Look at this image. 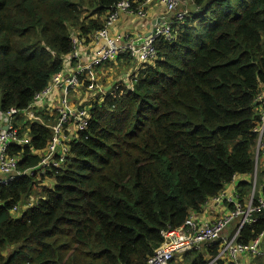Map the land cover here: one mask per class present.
Segmentation results:
<instances>
[{
  "label": "trees",
  "instance_id": "16d2710c",
  "mask_svg": "<svg viewBox=\"0 0 264 264\" xmlns=\"http://www.w3.org/2000/svg\"><path fill=\"white\" fill-rule=\"evenodd\" d=\"M118 1L0 0V114L27 108L63 70L73 40L89 42ZM192 4L173 21L169 40L153 41L154 58L116 56L135 73L96 96L60 168L0 185V264H144L162 230L201 212L234 176L252 177L254 101L264 90V0ZM46 118L16 119L27 142L9 153L22 172L38 166L52 137ZM36 187L37 200L14 217L12 209L28 204ZM251 188L240 181L238 199ZM253 219L240 229L239 243L264 232V210ZM218 248L176 254L169 264H206Z\"/></svg>",
  "mask_w": 264,
  "mask_h": 264
},
{
  "label": "built area",
  "instance_id": "2783aa9c",
  "mask_svg": "<svg viewBox=\"0 0 264 264\" xmlns=\"http://www.w3.org/2000/svg\"><path fill=\"white\" fill-rule=\"evenodd\" d=\"M167 11L172 13V22L160 24L155 32L153 40L144 41L138 45L130 42H118L112 40L108 33V28L117 19L120 12L135 14L142 18L145 17V10L141 7L134 9L128 0H119L108 12L105 17L104 27L92 33L89 37L94 42V51L91 62L85 68L90 69L102 63L109 61L119 53L127 52L138 62H146L156 55L153 41L162 36L166 40L171 38V25L173 21H179L186 16L189 4L193 0H162ZM181 3H186L184 9H178ZM79 40H73L74 49ZM77 57L76 53H71L69 58ZM67 63V62H66ZM66 66V65H65ZM82 66H76L71 72L67 73L64 69L54 74L47 86L40 92L36 93L27 108L18 109L12 107L0 114V185L8 184L17 177L24 174H44L47 170L58 169L65 162L66 156L69 155L70 142L75 137L77 130H83L86 127L87 117L92 105L82 109L73 107L70 98V92L79 85V78L84 70ZM87 87L94 90L93 83H88ZM98 90H94L96 93ZM104 93L103 95H105ZM102 95V96H103ZM52 101L55 106H52ZM254 108L257 113V121L254 125L253 132L256 134V145L254 148L255 164L259 158L264 156V90L261 91L255 101ZM47 113V125H50L52 137L48 141L45 150L41 155L38 166L26 171H20L17 167L18 158L9 153L12 145H22L27 142L25 135H20L15 125L19 115L24 116V121L38 120L42 121V111ZM55 113L52 121L51 116ZM52 121V123H50ZM70 128V130L68 129ZM249 179L251 185L254 183L253 177ZM227 183L216 196L210 198L212 204L224 206L222 213L211 223L198 224L191 218H187L185 223L174 229L162 230V241L153 249L152 255L148 257L144 264H169L170 260L176 254H183L190 251H201L204 245L217 243L219 245L217 254L214 257H208L206 264H216L218 261H231L240 254L259 255L261 253L260 244L264 239V232L259 234L250 243L243 244L237 241L240 229L254 221L253 214L264 210V198L258 196L254 200L253 193L244 201L238 199V190L236 188V178ZM255 189V188H254ZM205 204V205H206ZM17 210L16 207L12 212ZM237 220L234 231L231 234H225V230Z\"/></svg>",
  "mask_w": 264,
  "mask_h": 264
},
{
  "label": "crops",
  "instance_id": "0c3cea01",
  "mask_svg": "<svg viewBox=\"0 0 264 264\" xmlns=\"http://www.w3.org/2000/svg\"><path fill=\"white\" fill-rule=\"evenodd\" d=\"M141 5L142 8L145 10V17H138L135 14L126 13L124 11L120 12L117 19L113 22V24L108 28V33L110 35V38L112 40L118 41V42H126L128 40H136L139 37H142L146 32V26L149 25V23L157 19L159 20V24L172 22V13L170 11H167L162 0H142ZM191 6V4H189ZM186 7V3H181L178 6V9H184ZM94 51V42L89 39V42H87L84 39H80L78 44L76 45L75 49L72 51V53H76L77 57L70 58L66 66L64 68V71L67 73L71 72L76 66H82L85 68L88 64L91 62L92 54ZM74 61V64L72 63ZM111 61V62H110ZM108 64H112L115 67V70H119L120 64L117 57L111 58ZM98 67H93L90 69L85 68L82 76H84L85 80H82L81 83L75 87V91L73 93V97L71 98L73 107H77L79 109L84 108V106L91 105L95 102V100L98 98L97 95H103L108 91L110 88V85L112 83H116L118 81H125L126 76L129 72H131L133 69L126 66V73L123 72L120 74V79H116V71L113 69L111 70L113 72L112 75L108 74L109 68H106L104 71L107 72V74L104 76H100L99 74H96L95 71L98 70ZM98 73V72H97ZM97 77V78H95ZM97 79V80H96ZM105 80H109L110 84L108 86L104 85L103 82ZM116 80V81H115ZM86 82L85 85L83 82ZM99 83L98 91L93 92L91 91L87 85L88 83ZM52 106H55V102L52 101ZM41 113H45L44 109ZM70 130V128H68ZM259 162H262L264 164V156L262 155L259 158ZM258 162V164H259ZM255 169V167H254ZM254 173V172H253ZM0 178H2V175L0 174ZM251 180V176L247 175H239L236 178L237 183V190H238V183L240 181H249ZM254 183L251 188V192L249 196L253 193V190L255 187L258 188V196H261V190L264 187V182H261L259 186H257L256 183V176L253 177ZM248 196V197H249ZM247 197V198H248ZM246 198V199H247ZM244 199L243 202L246 200ZM31 200L29 199L28 204H26V207L31 206ZM25 207V206H24ZM224 206L212 204L210 201L208 204L204 205L202 208V211L199 213H193L190 214L189 218H191L193 221H195L198 224L203 223H211L214 221L223 210ZM188 218V219H189ZM237 220H235L226 230L225 234H231L234 231V227ZM203 250V249H202ZM201 250V251H202ZM260 250L261 253L259 255H253V254H240L236 256L231 261H226L227 258L223 261L225 264H264V239L261 241L260 244ZM208 259V257L206 258Z\"/></svg>",
  "mask_w": 264,
  "mask_h": 264
},
{
  "label": "rangeland",
  "instance_id": "374dc122",
  "mask_svg": "<svg viewBox=\"0 0 264 264\" xmlns=\"http://www.w3.org/2000/svg\"><path fill=\"white\" fill-rule=\"evenodd\" d=\"M130 41H134V40H128V41H126V42H130ZM69 58V57H68ZM67 58V60H66V62L69 60ZM66 62H65V65H66ZM111 62V61H110ZM109 62H106L102 67H99V68H97L98 70H96L95 71V73L96 74H99L100 73V76H102V75H106L107 74V72H105L104 70L106 69V68H109L110 70L108 71V74H110V75H112L113 74V72L111 71L112 69L114 70V71H116V73H117V75H116V79L117 80H119L121 77H120V74L123 72L124 74L126 73V66H124V65H120V68H119V70H115V67L110 63V64H108ZM64 68H65V66H64ZM63 68V69H64ZM98 72V73H97ZM134 69L131 71V72H129L128 73V75H130V74H132V75H134ZM127 75V76H128ZM95 78H97V77H95ZM97 80V79H96ZM116 81V80H115ZM126 83L127 84V78H125V81H123V82H121V81H118V82H116V83H112L111 85H110V88L108 89V91L107 92H112V90L113 89H115V88H117L118 87V83ZM103 84L104 85H106V86H108L109 84H110V81L109 80H105L104 82H103ZM93 87H94V90H98V87H99V83H93ZM94 90H92L93 92H94ZM74 91H75V88L73 89V90H71V92H70V98H72L73 97V93H74ZM254 172H256V183H257V186H259L260 184H261V182H264V164L262 163V162H259V164L258 163H256L255 164V169H254ZM255 191H257V193H258V188L257 187H255V189H254V193H255ZM40 193H39V189L36 187V189L31 193V195H30V200H31V203L33 204L36 200H37V196L39 195ZM25 208H26V205H25V207L23 206L22 208H20V209H18V210H15V211H13L12 212V215L14 216V217H19L20 215H21V213H22V210H25Z\"/></svg>",
  "mask_w": 264,
  "mask_h": 264
},
{
  "label": "water",
  "instance_id": "95a60500",
  "mask_svg": "<svg viewBox=\"0 0 264 264\" xmlns=\"http://www.w3.org/2000/svg\"><path fill=\"white\" fill-rule=\"evenodd\" d=\"M190 9H195V5L191 4ZM159 23L160 22L157 19L152 20L149 25L146 26L147 32L142 37H139L138 39L134 40L133 43L138 45L144 41L153 40L155 37L156 29L160 25Z\"/></svg>",
  "mask_w": 264,
  "mask_h": 264
}]
</instances>
